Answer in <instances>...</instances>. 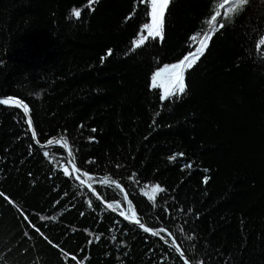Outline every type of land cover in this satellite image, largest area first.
Segmentation results:
<instances>
[{
  "label": "trees",
  "instance_id": "trees-1",
  "mask_svg": "<svg viewBox=\"0 0 264 264\" xmlns=\"http://www.w3.org/2000/svg\"><path fill=\"white\" fill-rule=\"evenodd\" d=\"M232 4L169 0L163 39L137 47L147 0H0V98L193 264H264V2ZM205 34L185 92L162 99L154 73ZM0 264L183 263L0 103Z\"/></svg>",
  "mask_w": 264,
  "mask_h": 264
},
{
  "label": "snow or ice",
  "instance_id": "snow-or-ice-1",
  "mask_svg": "<svg viewBox=\"0 0 264 264\" xmlns=\"http://www.w3.org/2000/svg\"><path fill=\"white\" fill-rule=\"evenodd\" d=\"M250 0H233L232 4V11L234 12H240L244 9V6L248 4ZM264 2V0H262ZM150 6H151V23L145 24L144 27L148 31V36L155 39L156 37H160L163 39V21L165 17V11L169 7V0H149ZM73 15L76 17H79L80 13L77 11L73 12ZM213 20H215V16L212 17ZM210 39V36L208 34H205L204 39L201 40V47L197 50V55H195L192 60H189L188 56H185L182 61L178 64L171 65V70L173 71L172 80L170 83V86L165 89V93L167 97L171 96H178L182 95L185 92V83H184V72L191 68L193 64L196 62V60L199 58L200 55H203L204 49L207 47V42ZM145 38L141 37L139 41L135 42L136 46H140L144 43ZM261 43H264V40L261 41ZM164 71H168V69H164ZM160 76V72H157L153 77V84L152 87H157L156 78ZM165 97H162L164 99ZM0 103H8V101H0ZM25 113L28 112L27 107H25ZM31 123V122H30ZM93 131H95L93 129ZM205 182H207L205 180ZM163 191L162 188L159 186L152 187L150 189V192L154 195L157 192ZM152 198V197H150ZM134 215V214H133ZM143 227V225H141ZM144 231L147 232L148 228H144Z\"/></svg>",
  "mask_w": 264,
  "mask_h": 264
},
{
  "label": "water",
  "instance_id": "water-1",
  "mask_svg": "<svg viewBox=\"0 0 264 264\" xmlns=\"http://www.w3.org/2000/svg\"><path fill=\"white\" fill-rule=\"evenodd\" d=\"M0 101H8V103H1V104H9L12 105L18 109H20L22 111V113L25 116L29 131L31 133L32 139L34 141V144L40 148V149H47L51 146L57 145L59 146L65 153L67 161H68V165L71 169V172L73 173L75 179L77 181H79V183H81L82 185H84L87 190L89 191V193L93 196V198L103 207L105 208L108 212L114 214L115 216H117L118 218H120L123 222L133 225L135 227H137L138 229L144 231V228H148V231L146 232L148 235H150L151 237L155 238L156 240L160 241L163 245L169 247L171 250H173L175 252V254L177 255V257L181 260V262L183 264H193L191 262L190 259H188L184 253L181 251V249L178 247L177 244L167 241L166 239H164L159 233L158 231H156L155 229H152L142 223H140L137 219H130L128 217H126L125 215L116 212L108 203H106L101 196L98 194V192L95 190V188L92 186L90 180H89V175L84 172L83 170H81L73 161L69 148L67 146V144L62 141L61 139L58 138H53L50 141H48L45 144H40L37 141V137H36V131L33 125V122L30 118L29 112L25 113V106L22 102L16 100V99H12V98H0ZM31 122V123H30ZM143 225V227L141 226ZM145 232V231H144Z\"/></svg>",
  "mask_w": 264,
  "mask_h": 264
},
{
  "label": "rangeland",
  "instance_id": "rangeland-1",
  "mask_svg": "<svg viewBox=\"0 0 264 264\" xmlns=\"http://www.w3.org/2000/svg\"><path fill=\"white\" fill-rule=\"evenodd\" d=\"M147 1H148L149 11L151 12V6H150V3H149V0H147ZM150 23H151V21H150ZM144 29H145V33H144V35L142 37H144L146 39V38H148L150 36H148L147 29L146 28H144ZM139 40H140V38L137 41H139ZM200 43H201V41L199 42V44ZM135 45H136V43H135ZM195 55H197V50L194 51L190 56H188L189 60H192V58ZM182 60H180V61H182ZM180 61L173 62V63H170V64H166V65L162 66L161 68H159L154 73V75H155L157 72H160V76L156 78V83H157L158 86L155 87V88H159L160 89L162 97H167L166 93H165V89L170 86V83H171V80H172L173 71L171 70V65L178 64V63H180ZM164 69H168V71H164ZM154 75H153V77H154ZM153 77H152V80H151V87H152V84H153Z\"/></svg>",
  "mask_w": 264,
  "mask_h": 264
},
{
  "label": "bare ground",
  "instance_id": "bare-ground-1",
  "mask_svg": "<svg viewBox=\"0 0 264 264\" xmlns=\"http://www.w3.org/2000/svg\"><path fill=\"white\" fill-rule=\"evenodd\" d=\"M160 234V233H159Z\"/></svg>",
  "mask_w": 264,
  "mask_h": 264
}]
</instances>
